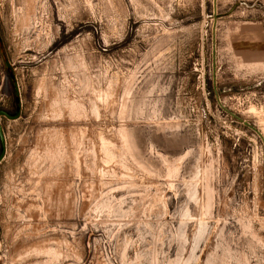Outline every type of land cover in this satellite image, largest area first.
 I'll list each match as a JSON object with an SVG mask.
<instances>
[{
	"label": "rangeland",
	"instance_id": "374dc122",
	"mask_svg": "<svg viewBox=\"0 0 264 264\" xmlns=\"http://www.w3.org/2000/svg\"><path fill=\"white\" fill-rule=\"evenodd\" d=\"M0 111V264H264V0H0Z\"/></svg>",
	"mask_w": 264,
	"mask_h": 264
},
{
	"label": "water",
	"instance_id": "95a60500",
	"mask_svg": "<svg viewBox=\"0 0 264 264\" xmlns=\"http://www.w3.org/2000/svg\"><path fill=\"white\" fill-rule=\"evenodd\" d=\"M14 89H15L16 95H18V88L16 85H14ZM0 116H4L9 120H14V119L18 118L19 113H16L15 115H11L7 112L0 111ZM0 145H1V151H0V162H1V160L4 157V153H5V139H4V133H3V129L1 127V124H0Z\"/></svg>",
	"mask_w": 264,
	"mask_h": 264
}]
</instances>
